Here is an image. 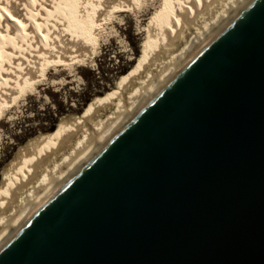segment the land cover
Masks as SVG:
<instances>
[{"label": "water", "instance_id": "1", "mask_svg": "<svg viewBox=\"0 0 264 264\" xmlns=\"http://www.w3.org/2000/svg\"><path fill=\"white\" fill-rule=\"evenodd\" d=\"M0 264H264V0L76 171Z\"/></svg>", "mask_w": 264, "mask_h": 264}, {"label": "bare ground", "instance_id": "2", "mask_svg": "<svg viewBox=\"0 0 264 264\" xmlns=\"http://www.w3.org/2000/svg\"><path fill=\"white\" fill-rule=\"evenodd\" d=\"M249 1L183 0L171 26L154 42L137 71L81 123L49 140L18 169L0 196V248ZM135 2L96 1L88 17L92 26L88 33L77 19L76 0H13L14 4L0 0V83L12 85L0 95V109L17 91L38 82L46 68L85 62L104 14L112 12V6L125 11ZM191 33L197 35L189 52L181 46ZM26 65L32 70L28 66L23 71Z\"/></svg>", "mask_w": 264, "mask_h": 264}, {"label": "rangeland", "instance_id": "3", "mask_svg": "<svg viewBox=\"0 0 264 264\" xmlns=\"http://www.w3.org/2000/svg\"><path fill=\"white\" fill-rule=\"evenodd\" d=\"M76 1L77 19L85 31L91 33L88 17L98 0ZM102 1L105 4L108 0ZM182 1L137 0L134 7L125 11L116 10L111 5L112 12L110 10L103 16L105 20L95 44L97 46L90 49V59L70 65L50 66L40 73L43 76L38 82L21 92L17 91L15 98L9 99L8 104L0 109V196L18 169L38 151L36 142H44L42 147L72 126H63L66 124L65 120L62 121L64 115H72L71 119L75 115L76 124L114 94L127 76L137 71L143 57L154 49V42L159 41L167 27L171 26ZM75 26L78 27V24ZM196 35L188 34L181 48L193 51ZM26 66L23 71L28 69L29 65ZM5 70H8L7 67L3 72ZM29 70H32V65ZM0 86L1 95L5 93V88L10 89L12 85L1 82ZM55 128L59 130L49 135ZM27 144L29 149L25 151ZM17 162H20L19 167H16Z\"/></svg>", "mask_w": 264, "mask_h": 264}, {"label": "trees", "instance_id": "4", "mask_svg": "<svg viewBox=\"0 0 264 264\" xmlns=\"http://www.w3.org/2000/svg\"><path fill=\"white\" fill-rule=\"evenodd\" d=\"M127 73H128V72H127ZM125 74H126V73H125ZM125 74H124V75H125ZM89 100H90V99H88V100L85 101V102L87 103ZM88 104H89V103H88ZM81 116H82V115H81ZM81 116H79V117H81ZM85 116H86V115H85ZM85 116H84L82 119H80V120L75 124V122H74L75 115H74V117H73L72 119H71L72 115H68L67 117H65V115H64V118L62 119V121L65 120L64 122H66V124H64L63 126L66 127V126L72 125L71 127H74V126H76L77 124L81 123V122L84 120ZM57 127H58V126H57ZM58 130H59L58 128H55L54 130L51 131L52 133H50L49 135L54 134V133L57 132ZM46 137H47V136H46ZM46 139H47V138H46ZM43 143H44V142H41V141H40V142H36V144H35L36 146H35V147H38V148H37L38 151H39L40 149H42V148L45 146V145H44V146L41 147V145H42ZM25 146H26L27 148L25 147L24 149H25V151H27V150L29 149V146H28V144L25 145ZM31 147H32V146H31ZM31 147H30V148H31ZM40 147H41V148H40ZM39 148H40V149H39ZM38 151H37V152H38ZM37 152H36V153H37ZM36 153H35V154H36ZM28 156H30V155H28ZM32 157H34V155H33ZM32 157H31V158H32ZM31 158L27 159L26 161L30 160ZM23 165H24V164H23ZM23 165H22V166H23ZM19 166H20V162H17V163H16V167H19ZM22 166H21V167H22ZM21 167H20V168H21ZM10 171H11V170H9L7 173H9ZM13 177H14V176H13ZM13 177H12V178H13ZM11 180H12V179H11ZM11 180H10V181H11ZM10 181H9V183H10ZM9 183H8V185H9ZM8 185H7V187H8ZM5 189H6V187H5ZM5 189H4V190H5Z\"/></svg>", "mask_w": 264, "mask_h": 264}]
</instances>
